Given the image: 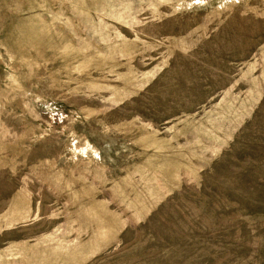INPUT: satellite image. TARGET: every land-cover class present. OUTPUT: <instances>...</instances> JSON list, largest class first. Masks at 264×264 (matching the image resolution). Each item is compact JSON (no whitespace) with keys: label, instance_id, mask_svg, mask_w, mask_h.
Segmentation results:
<instances>
[{"label":"rangeland","instance_id":"374dc122","mask_svg":"<svg viewBox=\"0 0 264 264\" xmlns=\"http://www.w3.org/2000/svg\"><path fill=\"white\" fill-rule=\"evenodd\" d=\"M0 264H264V0H0Z\"/></svg>","mask_w":264,"mask_h":264}]
</instances>
